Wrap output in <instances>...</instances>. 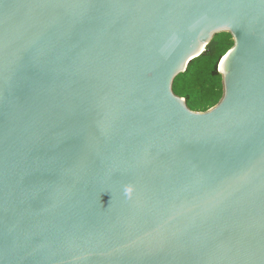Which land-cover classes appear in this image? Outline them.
<instances>
[{"label":"water","instance_id":"95a60500","mask_svg":"<svg viewBox=\"0 0 264 264\" xmlns=\"http://www.w3.org/2000/svg\"><path fill=\"white\" fill-rule=\"evenodd\" d=\"M0 264H264V0H0Z\"/></svg>","mask_w":264,"mask_h":264},{"label":"trees","instance_id":"16d2710c","mask_svg":"<svg viewBox=\"0 0 264 264\" xmlns=\"http://www.w3.org/2000/svg\"><path fill=\"white\" fill-rule=\"evenodd\" d=\"M232 47L233 40L228 33L214 35L204 52L173 80L174 95L185 99L190 111L204 113L221 100L223 88L218 65Z\"/></svg>","mask_w":264,"mask_h":264}]
</instances>
